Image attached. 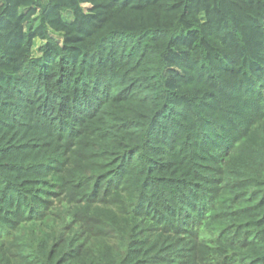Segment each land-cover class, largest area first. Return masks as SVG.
Masks as SVG:
<instances>
[{"label": "trees", "instance_id": "obj_1", "mask_svg": "<svg viewBox=\"0 0 264 264\" xmlns=\"http://www.w3.org/2000/svg\"><path fill=\"white\" fill-rule=\"evenodd\" d=\"M0 264H264V0H0Z\"/></svg>", "mask_w": 264, "mask_h": 264}, {"label": "rangeland", "instance_id": "obj_2", "mask_svg": "<svg viewBox=\"0 0 264 264\" xmlns=\"http://www.w3.org/2000/svg\"><path fill=\"white\" fill-rule=\"evenodd\" d=\"M37 43H38V41H37Z\"/></svg>", "mask_w": 264, "mask_h": 264}]
</instances>
